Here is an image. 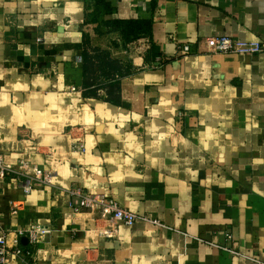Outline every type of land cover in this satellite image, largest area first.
Here are the masks:
<instances>
[{"label": "crops", "instance_id": "0c3cea01", "mask_svg": "<svg viewBox=\"0 0 264 264\" xmlns=\"http://www.w3.org/2000/svg\"><path fill=\"white\" fill-rule=\"evenodd\" d=\"M217 35L264 40V0H0V154L54 173L0 179L11 264H264V52L179 53ZM75 187L159 224L107 237Z\"/></svg>", "mask_w": 264, "mask_h": 264}, {"label": "built area", "instance_id": "2783aa9c", "mask_svg": "<svg viewBox=\"0 0 264 264\" xmlns=\"http://www.w3.org/2000/svg\"><path fill=\"white\" fill-rule=\"evenodd\" d=\"M195 40H186L179 45L181 55L196 54L197 52L206 53H232L247 54L264 52V40L243 41L234 40L227 35L204 37L195 46ZM154 63L161 64L157 59ZM76 149L84 150L83 144L74 145ZM12 176L17 180L19 187L29 193L33 188L53 185L54 173L50 169L40 168L32 164L28 159L21 158L15 163L6 162L0 154V179ZM70 199L69 205L75 212L89 211L93 212L98 219H103L109 223V226L102 231V234L110 237L116 232L119 225H133L136 221L159 224L157 220L147 215H139L129 209L123 208L118 202L107 194L95 193L80 187L66 190ZM40 228L33 226L26 232V236L32 244L38 242ZM21 233V232H20ZM22 250L17 244L10 246L7 243L6 232L0 225V264H11L13 256L22 255Z\"/></svg>", "mask_w": 264, "mask_h": 264}, {"label": "trees", "instance_id": "16d2710c", "mask_svg": "<svg viewBox=\"0 0 264 264\" xmlns=\"http://www.w3.org/2000/svg\"><path fill=\"white\" fill-rule=\"evenodd\" d=\"M112 24L114 25V27H117L121 32H123L124 36L135 35L140 32L146 33V28L144 25L145 22L143 21L116 20ZM85 62H87L86 57ZM89 67H91V65H89Z\"/></svg>", "mask_w": 264, "mask_h": 264}]
</instances>
